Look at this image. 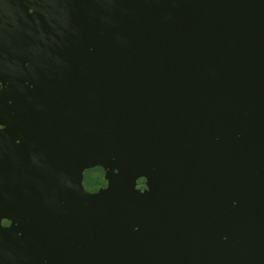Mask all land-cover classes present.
I'll use <instances>...</instances> for the list:
<instances>
[{
	"label": "water",
	"instance_id": "obj_1",
	"mask_svg": "<svg viewBox=\"0 0 264 264\" xmlns=\"http://www.w3.org/2000/svg\"><path fill=\"white\" fill-rule=\"evenodd\" d=\"M0 264H264V0H0Z\"/></svg>",
	"mask_w": 264,
	"mask_h": 264
}]
</instances>
